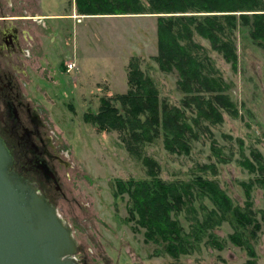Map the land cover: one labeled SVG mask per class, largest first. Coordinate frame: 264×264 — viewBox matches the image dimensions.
Returning a JSON list of instances; mask_svg holds the SVG:
<instances>
[{
  "label": "rangeland",
  "instance_id": "rangeland-1",
  "mask_svg": "<svg viewBox=\"0 0 264 264\" xmlns=\"http://www.w3.org/2000/svg\"><path fill=\"white\" fill-rule=\"evenodd\" d=\"M16 15L28 14L75 16L46 17L39 21L18 20L36 35L32 57L23 61L28 67L27 98L37 107L52 137L55 154L60 158L55 169L65 194L54 200L60 214L70 223L78 241L77 257L82 264H243L247 251L229 238L230 222L216 226L212 232L225 243L218 249L205 236L191 253L170 255L164 243L145 239V229L129 220L130 198L116 195V180L151 179L148 167L128 151L119 131H101L86 119L97 112L102 97L128 90L129 63L138 57L142 69L156 83L163 100L182 106L185 93L178 85L177 71H163L158 54L157 14L78 15L75 0H15ZM146 1V0H144ZM41 18V17H40ZM25 21V23H24ZM238 65L234 68L222 53L213 49L209 39L195 34L213 66L228 82L232 100L239 109L234 116L224 111L222 123H209L208 133L192 142L188 154L172 153L163 137L144 147V154L159 164V178L165 181L191 180L204 174L214 178L237 205L247 201L243 185L256 177L240 161L258 149L264 155V48L250 35V27L239 23L230 32ZM75 61L79 70L66 71ZM196 113V111H195ZM195 113L188 110L190 117ZM92 118V117H91ZM90 118V119H91ZM221 148L229 160L214 153ZM240 139L244 141L241 145ZM215 163L217 172H202L200 165ZM52 193V192H51ZM57 195V194H56ZM253 209L261 221L258 238L253 240L259 264H264V191L256 184L251 190ZM195 210L176 213L186 231L204 219L214 204L198 196Z\"/></svg>",
  "mask_w": 264,
  "mask_h": 264
},
{
  "label": "trees",
  "instance_id": "trees-1",
  "mask_svg": "<svg viewBox=\"0 0 264 264\" xmlns=\"http://www.w3.org/2000/svg\"><path fill=\"white\" fill-rule=\"evenodd\" d=\"M81 15L157 14L158 54L155 56L165 72L177 71L178 85L185 93L182 106L170 104L160 96L154 80L142 69L140 59L129 63L128 90L102 97L99 109L86 113V119L99 130L119 131L128 151L140 158L148 167L151 179L116 180L115 194L127 193L130 198L129 220L145 229V239L164 243L166 251L174 256L191 253L196 242L209 236V243L223 249L213 229L228 221L233 227L230 240L247 251L243 264H259L253 240L261 229V221L253 209L252 188L258 184L264 191V155L258 149L244 156L240 164L254 179L244 182L247 201L243 206L214 178L204 174L191 180L165 181L159 178V164L144 154V147L160 137L172 153L188 154L192 142L208 133L213 137L209 123H222L224 111L238 116L239 109L228 93L229 84L213 66L203 46L194 40L195 34L209 39L213 49L223 54L234 68L238 54L230 38L239 23L250 27L252 39L264 48V0H75ZM188 110L195 113L190 117ZM92 117V118H91ZM91 118V119H90ZM212 145L222 156L221 148ZM241 145L244 141L240 139ZM222 162L229 160L223 155ZM215 163L200 165L215 175ZM208 197L214 207L204 219L192 224L186 231L176 213L195 210L198 196ZM264 219V215H263Z\"/></svg>",
  "mask_w": 264,
  "mask_h": 264
},
{
  "label": "flooded vegetation",
  "instance_id": "flooded-vegetation-1",
  "mask_svg": "<svg viewBox=\"0 0 264 264\" xmlns=\"http://www.w3.org/2000/svg\"><path fill=\"white\" fill-rule=\"evenodd\" d=\"M16 10L15 0H0V138L11 155L10 170L36 183L54 202L65 195L54 168L60 158L25 91L29 74L23 58L35 52L36 35L19 25Z\"/></svg>",
  "mask_w": 264,
  "mask_h": 264
},
{
  "label": "water",
  "instance_id": "water-1",
  "mask_svg": "<svg viewBox=\"0 0 264 264\" xmlns=\"http://www.w3.org/2000/svg\"><path fill=\"white\" fill-rule=\"evenodd\" d=\"M10 162L0 138V264H82L70 223L36 183L10 170Z\"/></svg>",
  "mask_w": 264,
  "mask_h": 264
},
{
  "label": "crops",
  "instance_id": "crops-1",
  "mask_svg": "<svg viewBox=\"0 0 264 264\" xmlns=\"http://www.w3.org/2000/svg\"><path fill=\"white\" fill-rule=\"evenodd\" d=\"M75 9H76V7H75ZM76 14H77V10H76ZM78 15H80V14H78ZM52 16L51 15H46V14H28V13H25V12L16 15V17H20L21 18L20 20H26V21H29V20H31V21H35V20L39 21L38 19H43V18L46 19V17H52ZM73 16H75L73 13L65 14V15L60 13L59 15H54L53 17L65 18L66 19L68 17H73ZM24 69L27 72L29 71L27 66H25Z\"/></svg>",
  "mask_w": 264,
  "mask_h": 264
},
{
  "label": "built area",
  "instance_id": "built-area-1",
  "mask_svg": "<svg viewBox=\"0 0 264 264\" xmlns=\"http://www.w3.org/2000/svg\"><path fill=\"white\" fill-rule=\"evenodd\" d=\"M67 69H68V71H71L73 69H76V71H78L79 66L77 65V63L75 61H70L67 63Z\"/></svg>",
  "mask_w": 264,
  "mask_h": 264
}]
</instances>
